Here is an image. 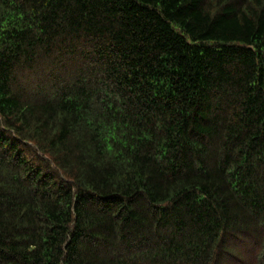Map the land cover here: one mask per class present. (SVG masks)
Returning <instances> with one entry per match:
<instances>
[{"label": "trees", "instance_id": "1", "mask_svg": "<svg viewBox=\"0 0 264 264\" xmlns=\"http://www.w3.org/2000/svg\"><path fill=\"white\" fill-rule=\"evenodd\" d=\"M0 264H264V0H0Z\"/></svg>", "mask_w": 264, "mask_h": 264}]
</instances>
